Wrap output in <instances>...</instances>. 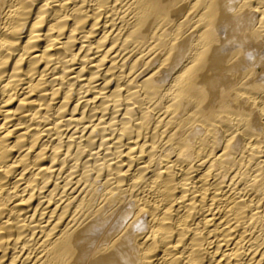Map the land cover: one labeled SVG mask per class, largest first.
Segmentation results:
<instances>
[{"label": "bare ground", "instance_id": "bare-ground-1", "mask_svg": "<svg viewBox=\"0 0 264 264\" xmlns=\"http://www.w3.org/2000/svg\"><path fill=\"white\" fill-rule=\"evenodd\" d=\"M0 264H264V0H0Z\"/></svg>", "mask_w": 264, "mask_h": 264}]
</instances>
